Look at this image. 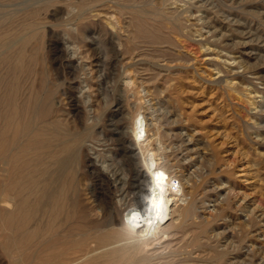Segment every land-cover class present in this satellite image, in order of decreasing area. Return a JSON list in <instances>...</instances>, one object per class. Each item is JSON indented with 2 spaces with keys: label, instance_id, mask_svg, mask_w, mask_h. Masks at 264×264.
Instances as JSON below:
<instances>
[{
  "label": "bare ground",
  "instance_id": "6f19581e",
  "mask_svg": "<svg viewBox=\"0 0 264 264\" xmlns=\"http://www.w3.org/2000/svg\"><path fill=\"white\" fill-rule=\"evenodd\" d=\"M152 1H80L82 15L98 10L96 16H99L109 8L113 11L105 14L110 15V25L118 28L122 25L114 12L127 16L135 25L132 39L126 43L118 40L116 43L111 33L107 38L110 57L106 61L104 78L114 90L118 88L116 77L121 64L124 67V85L136 84L123 63V53L131 50L132 43L135 46L149 44L151 48L146 55L150 59H173L170 49L174 43L170 34L179 32L182 20L175 16L176 12L148 15L146 7ZM61 11L59 8L53 11L57 21L62 19ZM30 24L24 20L14 21L9 28L2 27L0 31V47L3 44L7 49L0 54V264H255L254 256L250 254L236 262L229 258L234 251H239L247 238L243 228L239 227L234 232L236 240L223 249L219 248V237L213 240V234L209 235L211 224L204 223L198 213V201L192 199L195 193L193 171L186 178L191 182L188 187L183 183L184 168L173 172L176 165L169 164L171 155L161 154V147L171 140L168 132H156L149 145L155 141L157 145L144 149L135 141L133 132L136 130L121 128L114 118L117 112H113L109 119L112 126L109 140L115 145L123 163L114 171V179L105 171V159H102V166L97 165L85 146L94 127L81 129L86 121L81 109L87 101L74 97L71 91L76 65L60 53L61 56L53 57L55 79H65L68 90H59L63 84L49 80L47 69L38 73L39 79L36 80L33 60L26 51V40L15 47V36L28 30ZM79 26L81 29L86 27V21L82 20ZM37 34L38 28H35L34 35ZM152 86L154 90L147 88V93H159V86L155 83ZM119 91L120 98H125L128 91ZM60 92L63 98L76 101L74 110L70 112L76 128L67 119H61L57 105ZM121 99L116 103V111L122 109ZM162 119L164 117H161L160 124ZM145 120L142 127H150ZM174 179L178 180V187L172 183ZM117 194L123 196V206L119 205ZM216 194L219 197L222 193ZM188 196L192 200L187 201L181 211H176L179 202H185ZM213 210L216 213L210 216L214 220L222 218V207ZM176 212L179 213L176 220L184 226L180 227L181 236L172 239L167 226ZM236 227L235 224L233 230H237Z\"/></svg>",
  "mask_w": 264,
  "mask_h": 264
},
{
  "label": "rangeland",
  "instance_id": "374dc122",
  "mask_svg": "<svg viewBox=\"0 0 264 264\" xmlns=\"http://www.w3.org/2000/svg\"><path fill=\"white\" fill-rule=\"evenodd\" d=\"M80 1L0 0V24L8 25H0V31L4 27L9 28L14 21L31 23L28 30L15 36V47L18 48L26 40V51L33 60L36 80L39 79L38 73L47 69L49 80L63 84L59 90H68V84L65 79H55L54 58L62 55L75 63L77 72L71 91L74 97L87 101L83 106L85 109H81L86 120L81 129L94 127L92 137L85 142V146L98 166H102V159L106 160L105 171L112 179L118 165L123 163L115 145L109 140L112 127L109 119L113 112H117L114 118L121 128L132 132L136 130L133 132L136 134L135 141L144 149L157 145L156 141L149 145L156 132H168L171 140L161 147V154L171 155L169 164L176 165L173 172H180L184 168L183 183L188 187L191 182L186 178L193 171L195 193L192 199L198 201V213L205 220L204 223L211 224V238L215 240L218 236L221 240L219 248L223 249L226 244L236 240L234 232L239 227L243 228L248 234L247 238L239 251H234L229 258L236 262L248 258L250 254L254 256L255 264H264V0L149 2L146 7L148 15L176 12L175 16L182 20L179 32L170 34L174 43L172 49L169 48L173 59H150L146 55L151 48L149 44L139 43L135 46L131 42L134 47L123 53V63L136 84L130 86L131 89L124 85V67L121 64L116 77V90L104 78L110 57L107 38L111 33L116 43H126L132 39L135 25L127 16L117 12L114 13L123 26L110 25V15L105 14L113 11L109 8L99 16H96L98 10L82 15ZM58 8L62 10L60 22L56 20L58 17L53 16V11ZM82 20L86 21V27L81 29L79 23ZM35 28H38L37 35H34ZM1 45L3 50L0 47V54L7 50ZM153 83L159 86L160 94L147 93V88L154 90ZM120 89L128 91L126 95L129 97L125 95L126 99H121ZM61 94L57 95L61 119H67L76 128L70 113L76 101L71 102ZM120 99L124 107L116 111V103ZM161 117H164L162 124ZM144 120H152V123L146 122L150 127H142ZM137 134L141 137H137ZM172 183L179 186L176 179ZM216 192L222 194L218 197ZM122 197L117 194L120 206L124 203ZM192 199L188 196L185 202H179L176 211H181ZM215 207H222V218L220 216L214 220L210 216L216 213L213 210ZM178 216L176 212L167 226L172 239L181 236L180 227L184 226L180 220H176ZM235 224L237 230H233Z\"/></svg>",
  "mask_w": 264,
  "mask_h": 264
}]
</instances>
